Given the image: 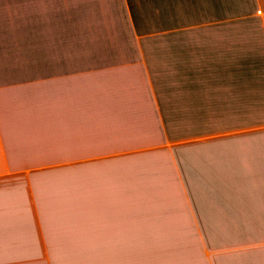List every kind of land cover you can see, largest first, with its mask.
<instances>
[{"label": "crops", "instance_id": "crops-1", "mask_svg": "<svg viewBox=\"0 0 264 264\" xmlns=\"http://www.w3.org/2000/svg\"><path fill=\"white\" fill-rule=\"evenodd\" d=\"M0 264H264V0H0Z\"/></svg>", "mask_w": 264, "mask_h": 264}, {"label": "rangeland", "instance_id": "rangeland-1", "mask_svg": "<svg viewBox=\"0 0 264 264\" xmlns=\"http://www.w3.org/2000/svg\"><path fill=\"white\" fill-rule=\"evenodd\" d=\"M6 59L15 60V54H6Z\"/></svg>", "mask_w": 264, "mask_h": 264}]
</instances>
